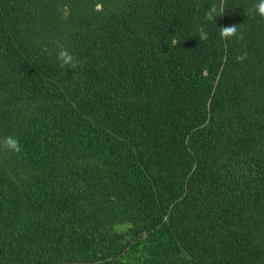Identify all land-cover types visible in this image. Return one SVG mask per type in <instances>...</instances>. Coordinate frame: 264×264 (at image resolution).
<instances>
[{
    "label": "trees",
    "instance_id": "1",
    "mask_svg": "<svg viewBox=\"0 0 264 264\" xmlns=\"http://www.w3.org/2000/svg\"><path fill=\"white\" fill-rule=\"evenodd\" d=\"M256 2L0 0V264H264Z\"/></svg>",
    "mask_w": 264,
    "mask_h": 264
},
{
    "label": "clouds",
    "instance_id": "2",
    "mask_svg": "<svg viewBox=\"0 0 264 264\" xmlns=\"http://www.w3.org/2000/svg\"><path fill=\"white\" fill-rule=\"evenodd\" d=\"M225 8H221L219 12L215 6H211L208 11H206L205 19L207 21L215 23V18L219 15H222ZM254 11L256 15H258L261 19H264V0H257L254 5ZM199 40L206 41L208 39V34L203 27L198 29ZM219 35L222 40L227 41L229 39H242V35H238V27L237 26H227L224 28L219 29ZM179 41L173 40L172 44H178ZM56 59L59 63L61 69L71 68L76 69L80 66L81 61L79 58L73 54L72 52L68 51L67 49L61 48V50L57 53ZM248 59V55L246 52L240 54L236 57L237 62L243 63L245 60ZM4 147H6L9 151L13 152H20L21 146L19 141L14 137H6L4 141Z\"/></svg>",
    "mask_w": 264,
    "mask_h": 264
},
{
    "label": "water",
    "instance_id": "3",
    "mask_svg": "<svg viewBox=\"0 0 264 264\" xmlns=\"http://www.w3.org/2000/svg\"><path fill=\"white\" fill-rule=\"evenodd\" d=\"M130 227V223H123V224H115L114 225V229H115V231H117V232H121V231H123V230H125V229H127V228H129Z\"/></svg>",
    "mask_w": 264,
    "mask_h": 264
}]
</instances>
